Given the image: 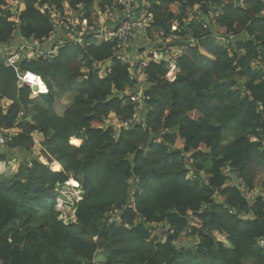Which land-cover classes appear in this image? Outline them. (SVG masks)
<instances>
[{"label":"trees","instance_id":"trees-1","mask_svg":"<svg viewBox=\"0 0 264 264\" xmlns=\"http://www.w3.org/2000/svg\"><path fill=\"white\" fill-rule=\"evenodd\" d=\"M10 1L0 0V264H264L260 0H137L136 17L145 4L152 19L125 49L95 37L122 18L112 0H18V14ZM65 3L90 25L98 9L112 17L65 31L44 8ZM195 6L220 12L215 26L188 22ZM154 37L181 48L172 81L169 60L141 64ZM32 39L57 55L7 66ZM27 71L42 81L35 98L18 85Z\"/></svg>","mask_w":264,"mask_h":264},{"label":"built area","instance_id":"built-area-1","mask_svg":"<svg viewBox=\"0 0 264 264\" xmlns=\"http://www.w3.org/2000/svg\"><path fill=\"white\" fill-rule=\"evenodd\" d=\"M112 6H116L120 9H122L121 13H122V18L119 20V24L118 26L114 29V30H110V31H104V30H100L99 33L97 35H95L96 39H101L102 41L106 42V43H116V47L117 49H125L128 47L129 42L131 40L134 39V37L136 35H138L139 33H142L145 35L146 33V29L148 28V25L151 23V19L152 17L150 15L147 14L146 10L142 12V10H138L137 17L135 15V11L137 9V7L135 6L136 1L137 0H112ZM14 2L13 5H11ZM261 4L263 5V9L260 12V15L262 17H264V0H260ZM11 4H9L8 6L11 8L12 12H15L16 14H18L17 10L18 9V5H21L18 0H13ZM236 5L238 6H243L244 5V0H237ZM16 5V6H14ZM208 6L211 5V3H207ZM49 15L51 16L52 22L57 25L59 28L64 29L65 31H71V32H75V30H73L72 25L70 24V19L71 17V13L66 14V11H64V13H60V12H56L54 10V8H48V7H44ZM108 13V17L107 19L112 17V9L111 7H106ZM67 10L68 12H73V16H75V18L77 20H80L81 17L83 16V12L78 13V14H74V11L71 9H64ZM141 11V12H140ZM220 15V12H214L212 10H210L206 16H203L202 12L200 11V7L199 6H195L193 11H192V15L189 16V18L187 19L188 22L195 20L196 23H201L202 26L205 28V23L208 21V19H211V23L212 25L215 26V18L217 16ZM201 20V22H199ZM14 22H16L17 20L14 18L13 19ZM83 22L87 21L85 19L82 20ZM79 23H81V20L79 21ZM77 25H79L77 23ZM104 25V24H103ZM98 25H95V29ZM102 27V26H100ZM77 28V27H75ZM176 26L172 27V30H175ZM87 30L88 32H92L93 29H84ZM233 38V37H232ZM231 36L228 38H224V37H215L216 42H219L221 44V46H228V44L230 43V41L232 40ZM33 40V39H32ZM30 43L28 42H24L23 45H19L18 48L15 50V55L5 59V64L7 66H10L14 69H16V64L18 63V60L20 58V56L22 54L26 55L27 58H53L57 55V51H58V47L55 48H49L47 50H43L40 49V43L37 40H33ZM169 42V41H168ZM77 43H80V41L78 40ZM161 47H163V49L158 52L156 50L155 52H151L148 56H146L147 60H151L152 57H154L153 60L159 61L162 59H167L169 60V70L172 66L173 68V73H172V77H171V73L168 72L167 74V79L169 81H172L175 75V59L177 58V56L175 55V53L173 52V50L178 53L179 51H181V48H179L178 46H172V45H168V43H164ZM24 49V50H23ZM23 50V51H22ZM180 54V53H179ZM153 55V56H152ZM173 64H172V63ZM172 64V65H171ZM174 65V66H173ZM35 78H39L36 75L30 73V72H23V73H19L17 74V79H18V85L21 87H27L31 90L32 93V98L37 97L40 94V91L38 89V85L35 84V82L32 81V79ZM40 79V78H39ZM34 89H36L34 91ZM133 101L135 100L132 99ZM137 100V98H136ZM137 123L138 119L135 118V116L128 122H126L124 124V126H128L132 123ZM4 144V138L0 136V145ZM41 160L44 162V160L41 158ZM65 187L67 188H77L78 185L75 181H73L72 179H69L68 181H66L64 183ZM77 196V200L80 199V194L79 192L76 193ZM63 206L66 209H69L68 206L63 205L62 203H58V205L56 206V210L59 211L62 214L61 210H58L57 207L58 206ZM69 216H64L62 214L63 220L66 223V219ZM260 245L262 247H264V241H262L260 243Z\"/></svg>","mask_w":264,"mask_h":264},{"label":"rangeland","instance_id":"rangeland-1","mask_svg":"<svg viewBox=\"0 0 264 264\" xmlns=\"http://www.w3.org/2000/svg\"><path fill=\"white\" fill-rule=\"evenodd\" d=\"M12 3V1H10L9 2V4H11ZM14 4V2L11 4V5H13ZM14 6H16V5H14ZM64 9H67V5H66V3L64 4ZM147 6L144 4L143 6H142V8H141V10H142V12L143 11H145L144 10V8H146ZM18 9L19 10H22L23 9V5L21 4V5H18ZM66 11V14H69V13H71V17L72 18H69L70 19V24L72 25V28H73V30H77V29H79V30H84V29H95V25L97 24L98 26H103V24H105V22L107 21V17H108V11H107V9H106V7L104 8V12H101V10L100 9H98V12H97V16L96 15H92L91 16V22L93 23L92 25H90L89 24V22H83V21H81V23H79V21L80 20H77L76 18H75V16H73V12L71 11V12H68L67 10H65ZM141 12V11H140ZM77 23L79 24V25H77ZM75 27H77V28H75ZM75 33H77V32H75ZM153 41L155 42V44H156V49L155 50H157L158 52H160L162 49H163V47H161L164 43H167L169 40H167L166 42H161V39H156L155 37H154V39H153ZM218 43V45H220L221 46V44L219 43V42H217ZM24 50V49H23ZM22 50V51H23ZM173 52L175 53V55L177 56V55H179V53H180V51L178 52V53H176L174 50H173ZM151 53V51H145L144 53H143V55H142V59H144L143 61H142V63L141 64H143V65H145V63H146V61H148L147 60V58H146V56H148L149 54ZM172 63V62H171ZM173 64V63H172ZM171 64V65H172ZM174 66V65H173ZM169 73H171V77H172V73H173V68H172V66H171V68H170V70H169ZM99 75H100V77H104L103 75H104V72H100L99 73ZM168 76H169V74H168ZM167 76V77H168ZM37 84H38V82H37ZM42 84H41V81H39V84H38V86L40 87ZM64 101L66 102V104L67 103H70V101L71 100H69V95L64 99ZM63 101V102H64ZM63 102H61V103H59L57 106H56V108L58 109V111L59 112H61L62 110H63V108H64V105H66L65 103H63ZM41 138L38 136V135H36V136H34V140H35V147H34V150H35V152H34V154H36V155H38V143H39V140H40ZM72 145H76V146H78V145H80V141H78L77 140V142H74V143H71ZM44 160V159H43ZM44 162H46V160H44ZM18 167H19V165H18V163H9V167H6L5 168V170H4V173H6L7 175H11L12 173H15L17 170H18ZM263 179H264V174H260L259 175V181H258V183L256 184V189L257 190H260V189H262V187L260 186V184L263 182ZM264 183V182H263ZM59 201H62V198H59L58 199V202ZM57 209L58 210H61L62 211V214L64 215V216H69V215H71L72 214V212H71V210L70 209H66L65 207H63V206H58L57 207ZM215 236L217 237V234H215ZM221 238V237H220Z\"/></svg>","mask_w":264,"mask_h":264},{"label":"crops","instance_id":"crops-1","mask_svg":"<svg viewBox=\"0 0 264 264\" xmlns=\"http://www.w3.org/2000/svg\"><path fill=\"white\" fill-rule=\"evenodd\" d=\"M48 43H45V44H42V46L41 47H39L40 49H43V50H47V49H49V47H48ZM47 91V90H46ZM79 141V140H78ZM39 142H40V140H39ZM74 142H77V140L76 139H72V140H70V143H74ZM81 143V142H80ZM75 146V145H74ZM258 180H257V183H258V181H259V176H258V178H257ZM263 182H264V179H263ZM263 182L260 184V186L262 187V184H263ZM256 183V184H257ZM257 188V187H256ZM254 194L255 195H261V196H263L264 197V187L262 188V189H260V190H257V189H255V191H254Z\"/></svg>","mask_w":264,"mask_h":264},{"label":"bare ground","instance_id":"bare-ground-1","mask_svg":"<svg viewBox=\"0 0 264 264\" xmlns=\"http://www.w3.org/2000/svg\"><path fill=\"white\" fill-rule=\"evenodd\" d=\"M32 81L35 82L36 85H38V84H39V81H41V80L38 79V78H35V79L33 78ZM37 82H38V84H37ZM38 88H39V87H38ZM40 94H41V93H40Z\"/></svg>","mask_w":264,"mask_h":264},{"label":"water","instance_id":"water-1","mask_svg":"<svg viewBox=\"0 0 264 264\" xmlns=\"http://www.w3.org/2000/svg\"><path fill=\"white\" fill-rule=\"evenodd\" d=\"M109 65H110V62H107V63H106V66H109ZM35 90H36V89H34V91H35Z\"/></svg>","mask_w":264,"mask_h":264},{"label":"clouds","instance_id":"clouds-1","mask_svg":"<svg viewBox=\"0 0 264 264\" xmlns=\"http://www.w3.org/2000/svg\"><path fill=\"white\" fill-rule=\"evenodd\" d=\"M41 80V79H40ZM42 82V81H41ZM44 85V84H43ZM45 87V86H44ZM46 88V87H45ZM47 90V89H46ZM71 144V143H70Z\"/></svg>","mask_w":264,"mask_h":264}]
</instances>
